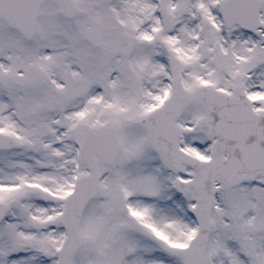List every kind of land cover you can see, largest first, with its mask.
Here are the masks:
<instances>
[{
	"label": "snow or ice",
	"instance_id": "obj_1",
	"mask_svg": "<svg viewBox=\"0 0 264 264\" xmlns=\"http://www.w3.org/2000/svg\"><path fill=\"white\" fill-rule=\"evenodd\" d=\"M0 264H264V0H0Z\"/></svg>",
	"mask_w": 264,
	"mask_h": 264
}]
</instances>
